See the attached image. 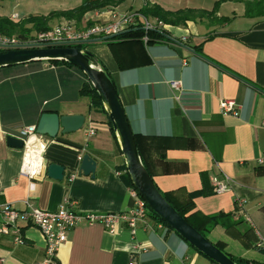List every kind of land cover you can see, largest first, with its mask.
I'll return each mask as SVG.
<instances>
[{"label": "crops", "instance_id": "1", "mask_svg": "<svg viewBox=\"0 0 264 264\" xmlns=\"http://www.w3.org/2000/svg\"><path fill=\"white\" fill-rule=\"evenodd\" d=\"M219 0H126L120 12L141 11L148 3L169 11H212ZM18 6V5H16ZM228 6V12L223 7ZM18 14L0 12L13 19ZM216 15L227 22L194 18L164 26L161 39L145 42L94 39L89 48L109 72L136 134L143 163L162 191L178 205L195 196V211L232 213L209 233V239L236 259L264 264V15H247L246 0H226ZM153 17V16H150ZM21 16L13 19L21 21ZM104 19L109 16L103 17ZM75 21V20H74ZM81 24V22H77ZM217 23V24H215ZM200 46L204 55L195 47ZM82 71L65 62L33 61L0 68V200L26 209V200L44 210H57L65 198L84 212H121L136 199L126 178V163L108 114L82 94L88 82ZM170 81H180L174 89ZM233 99L238 114H224L221 102ZM44 112L82 114V129L60 133L45 152L47 164L65 166L63 180L44 172L37 179L20 173L24 148L9 145L8 135L38 125ZM94 126L96 133L87 138ZM96 161V176L79 174L80 155ZM128 172V171H127ZM74 176L72 178L71 175ZM230 189L216 193L212 178ZM239 198L247 201L252 223L238 218ZM234 222L231 224V222ZM1 222V219H0ZM149 215L135 232L120 223L114 232L102 223H81L69 232L58 253L60 264H217L173 228ZM25 242L0 233V264H38L45 258V238L29 226Z\"/></svg>", "mask_w": 264, "mask_h": 264}, {"label": "built area", "instance_id": "2", "mask_svg": "<svg viewBox=\"0 0 264 264\" xmlns=\"http://www.w3.org/2000/svg\"><path fill=\"white\" fill-rule=\"evenodd\" d=\"M105 16H109V18L104 19ZM17 17L18 14H15L12 18ZM164 26L163 21L146 16L139 10L127 12H120L116 8L95 10L87 12L82 18L81 24L69 20L46 31L33 32L26 37L18 34L0 33V51L35 47H80L94 39L109 40L132 28H142L145 31L143 39L147 43L150 40L149 31H163ZM170 85L174 89H181L180 81H170ZM221 106L224 114H238V104L233 99L222 101ZM21 133L25 141V155L20 173L30 179H37L43 172L46 174L45 152L49 144L57 140L38 133L36 125L24 127ZM95 133V127L90 126L86 131V136L89 138ZM82 158L83 156L80 155L81 160ZM263 161L264 158L259 159V162ZM73 176L74 174L70 178ZM212 183L216 193H224L230 189L229 183L217 175L212 178ZM132 192L136 199L132 208L108 213L78 210L75 207L76 201L69 198H65L60 207L54 211L35 207L29 200H26L27 208L23 210L0 200V233L12 234L14 242L20 244L25 242L24 231L27 227L38 228L46 242L45 258L38 264H60L58 253L61 246L68 240L71 229L81 223L94 224L100 222L111 232H114L120 223H127L132 232H135L138 221L150 215V207L135 188L132 189ZM2 193L0 187V195ZM236 216L252 223L247 210V201L243 198L238 199ZM158 225L164 227L166 224L159 221ZM256 247L264 248V234L258 233ZM131 263L137 264L134 257Z\"/></svg>", "mask_w": 264, "mask_h": 264}, {"label": "water", "instance_id": "3", "mask_svg": "<svg viewBox=\"0 0 264 264\" xmlns=\"http://www.w3.org/2000/svg\"><path fill=\"white\" fill-rule=\"evenodd\" d=\"M43 60H65L81 69L88 77L99 93L110 118L133 186L145 199L148 206L186 241L217 264H240L188 222L157 185L142 161L135 133L116 85L110 74L95 62L97 59L92 52L78 46L35 47L0 51V68ZM85 120L86 118L82 114L61 115L58 112H44L37 125V132L50 138H57L60 133H70L82 129ZM7 142L18 148L25 147L24 139L14 135H8ZM96 167L97 161L87 153L82 158L79 174L95 177ZM65 171V166L58 162L49 163L46 167V175L56 180H63Z\"/></svg>", "mask_w": 264, "mask_h": 264}, {"label": "trees", "instance_id": "4", "mask_svg": "<svg viewBox=\"0 0 264 264\" xmlns=\"http://www.w3.org/2000/svg\"><path fill=\"white\" fill-rule=\"evenodd\" d=\"M124 1L126 0H83L82 4H80L79 6L75 8L65 10V11L62 10V11L51 12L49 15H46V16H30V17H27L23 21H14L10 17L0 16V33L8 34V35L18 34L20 36L26 37L29 34L33 33L34 31L40 32V31H46L50 29L51 25L49 24V22L54 17H65L69 20H75L77 22H81L82 18L87 12L95 11V10L111 9L114 6H118L119 4L123 3ZM224 1L226 0L217 1L212 11L202 10V11L196 12V10L194 9H180L177 11H169V10L164 9L160 5L148 3L141 10V12L146 16H153L154 18H158L159 20L163 21L166 24L181 25V24H186L188 20H193L194 18H197L199 16H202L203 18V17H209V16L215 15L218 11V7ZM246 14L252 15V16L264 15V0H246ZM228 20H229L228 17H223V16L220 17L219 19V21L221 22H227ZM144 35H145V31L142 28H132V29H129L127 31L120 33L119 35H116L110 38L108 41L126 40V39H132V38H142L143 39ZM148 35L150 37L149 41H152L153 39H156V40L161 39L165 35V33L162 30L161 31L160 30L158 31L150 30ZM80 47L84 48V45H81ZM195 48L199 53L204 55V52L202 51V48L200 46L195 47ZM50 61L53 63L65 62L75 67V65L65 60H50ZM79 70L82 71L81 69ZM82 94L89 96L94 103H96L99 107H101L102 110L106 112L103 102L99 96V93L97 92V90L94 88V86L89 80L82 88ZM110 125L116 137L111 121H110ZM135 138H136V134H135ZM126 178L129 184L131 185V187L134 188L130 175L127 171H126ZM163 192L166 195V197L170 200V202L175 206V208L183 216L186 217L188 222H190L196 229H198L206 237H208V233L218 224L223 223V224L229 225L227 222H225V219L227 218L231 219V217H233L232 213L219 212L215 214L206 215V214L200 213L199 211L194 210L195 208V205L193 202L194 197L200 196V195L206 196L207 194L212 192L211 189H202L198 192L190 194L188 203L186 205H178L170 198L169 193L165 191ZM150 215L155 217L159 221L164 222L167 226H169L151 208H150ZM232 223L234 222L232 221L231 224ZM229 255L240 264H249L248 261H245L244 259H236L231 254Z\"/></svg>", "mask_w": 264, "mask_h": 264}, {"label": "rangeland", "instance_id": "5", "mask_svg": "<svg viewBox=\"0 0 264 264\" xmlns=\"http://www.w3.org/2000/svg\"><path fill=\"white\" fill-rule=\"evenodd\" d=\"M82 2L83 0H0V12L10 14L12 11H16L20 14L21 21H23L30 16H46L51 12L69 10L79 6ZM219 10L220 6L218 7V11ZM228 10V6L223 7L224 12H228ZM198 18L202 19V16ZM206 18H208L211 23L219 21V17L216 14ZM68 21L69 19L65 17H54L50 20L49 24L51 27H55ZM219 22V24L222 23L221 21ZM90 45L91 43H85L84 48L87 49Z\"/></svg>", "mask_w": 264, "mask_h": 264}]
</instances>
